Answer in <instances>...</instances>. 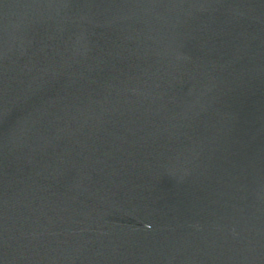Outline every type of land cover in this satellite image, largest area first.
I'll return each mask as SVG.
<instances>
[{"label":"water","instance_id":"water-1","mask_svg":"<svg viewBox=\"0 0 264 264\" xmlns=\"http://www.w3.org/2000/svg\"><path fill=\"white\" fill-rule=\"evenodd\" d=\"M0 264H264V0H0Z\"/></svg>","mask_w":264,"mask_h":264}]
</instances>
